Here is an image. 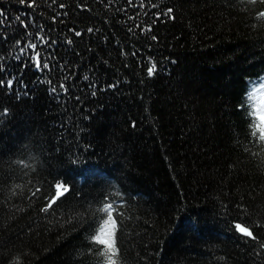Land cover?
Here are the masks:
<instances>
[{
	"label": "trees",
	"instance_id": "1",
	"mask_svg": "<svg viewBox=\"0 0 264 264\" xmlns=\"http://www.w3.org/2000/svg\"><path fill=\"white\" fill-rule=\"evenodd\" d=\"M0 7V264H106L90 239L101 192L120 220L117 264H264V140L250 116L264 99V0ZM168 7L174 18L156 16ZM61 179L74 191L43 212Z\"/></svg>",
	"mask_w": 264,
	"mask_h": 264
},
{
	"label": "snow or ice",
	"instance_id": "2",
	"mask_svg": "<svg viewBox=\"0 0 264 264\" xmlns=\"http://www.w3.org/2000/svg\"><path fill=\"white\" fill-rule=\"evenodd\" d=\"M21 4L28 3L31 5H35L36 0H19ZM127 2V0H126ZM143 7V4L140 5ZM81 7H86V5L81 4ZM5 9L3 7H0V16L4 15ZM166 14H173L174 18V9L171 7H168L164 10V12H157L156 16L159 17L161 15ZM256 15L260 16L262 19H264V10H261L256 13ZM53 20L56 19V16L52 17ZM22 24L24 26V31L27 32V26L28 21L27 19L22 21ZM144 28H151V25H145L141 30H144ZM73 32H76V34H81V32L77 29H72ZM87 31L91 32L93 31L92 28H88ZM36 36L39 38L40 42H46L45 37L43 35L42 30L36 32ZM5 38H7V33H5ZM154 39L156 37H153ZM24 41L21 39H17L16 43L20 44ZM72 40L71 37L68 38V44H71ZM29 46L31 49L36 50L37 49V43L30 42ZM25 49L20 48L19 51L23 52ZM34 66L37 69H41L42 67V58L41 53L36 50L34 52ZM26 66V65H25ZM43 67L50 68L51 65L47 63V58L45 57L43 60ZM157 69L156 63H152L150 67L147 68V73L149 75H154L155 70ZM85 79H87L85 77ZM261 80H264V77H261ZM5 83L4 80H0V84ZM14 81L9 79L7 81V84L9 86L13 85ZM51 83V81H49ZM116 85L113 84L111 87H115ZM261 88H264V83H260L259 85ZM60 88L63 89L64 92L68 91V85L64 82H60ZM54 92L56 91L55 88L52 89ZM96 93L93 92L92 95H95ZM238 107L244 109L247 111L246 104L242 101ZM3 113L7 114L10 112L9 107H3L2 108ZM250 116L255 117L258 119V123L252 125L255 129L259 130V139L264 140V99H261L260 103L255 106V110L250 113ZM133 124H135V121H133ZM253 135L256 133L253 132ZM106 183H110L107 182ZM52 192L45 196V203L43 204L42 211L48 212L49 209L54 208L60 203H63L65 200H67L70 193L74 191L73 185L70 182H66L64 180H57L52 184ZM39 191V189H38ZM106 201V202H105ZM98 203H102L101 211L107 213L106 219L103 220V227H100L99 230L94 234L91 235L90 239L91 241L95 242V244L99 245L101 248H104L107 253V260L106 264H117V260L115 259L116 254L120 252V248L118 247V239H117V233L120 225V220L117 218V210L114 208L113 203L109 199V195L107 192H101L99 197L97 198ZM120 203H124V201H120ZM240 207L243 209L244 205L241 204ZM120 216H123L124 213L121 211L119 213ZM99 221H94L90 227H94L95 223H98ZM256 225H264V222L261 220L255 221ZM233 228L237 233H239L242 237L246 236L250 239L256 240L258 239L257 233L253 231V227L246 221L242 222L240 219H234L232 221ZM260 248L264 249V243L260 244ZM91 251V248L89 249Z\"/></svg>",
	"mask_w": 264,
	"mask_h": 264
}]
</instances>
